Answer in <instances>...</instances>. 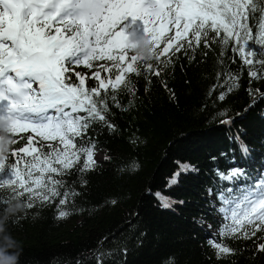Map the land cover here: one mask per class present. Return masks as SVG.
I'll return each mask as SVG.
<instances>
[{"label": "snow or ice", "instance_id": "6c2138e0", "mask_svg": "<svg viewBox=\"0 0 264 264\" xmlns=\"http://www.w3.org/2000/svg\"><path fill=\"white\" fill-rule=\"evenodd\" d=\"M141 38L156 65L135 51ZM210 52L217 79L224 77L219 87L227 85L220 100L240 87V72L231 70L237 56L249 84L264 80V0H0V129L9 138L5 152L0 136V189H9L13 200L25 197L28 209L55 204L57 218L67 217L61 206L80 193L66 177L88 183L83 174L97 163L89 132L117 131L111 107L121 108V87L136 95L130 74L150 83L180 55L192 63L199 54L205 62ZM248 91L254 100L264 98L259 88ZM194 170L179 164L169 186ZM220 176L244 183L220 192L222 239L209 245L221 259L236 253L223 238H255V253H264V175L232 169ZM155 195L162 208L172 207L170 198ZM109 255L98 250L96 264Z\"/></svg>", "mask_w": 264, "mask_h": 264}, {"label": "trees", "instance_id": "16d2710c", "mask_svg": "<svg viewBox=\"0 0 264 264\" xmlns=\"http://www.w3.org/2000/svg\"><path fill=\"white\" fill-rule=\"evenodd\" d=\"M215 55L201 62L197 54L192 63L180 55L150 83L130 74L136 95L121 87V108L111 107L117 131L89 132L102 160L83 174L88 183L76 174L66 177L80 193L61 206L67 217L57 218L55 204L28 209L25 197L13 200L9 189H0L7 201L0 204V249L14 258L8 264H96L98 250L111 254L104 264H264V253L254 251L255 238H223L236 253L221 259L209 245L222 239L220 192L244 183L223 180L220 173L264 175V98L254 100L248 91L264 92V80L249 84L237 56L231 70L240 72V87L220 100L227 85L219 87L224 77L217 79ZM179 164L195 170L169 186ZM156 193L170 198L172 207L162 208Z\"/></svg>", "mask_w": 264, "mask_h": 264}, {"label": "clouds", "instance_id": "9594fccd", "mask_svg": "<svg viewBox=\"0 0 264 264\" xmlns=\"http://www.w3.org/2000/svg\"><path fill=\"white\" fill-rule=\"evenodd\" d=\"M135 51H137L141 56H143V58L145 60H151L152 59V55L149 52V47L144 42V38H141V46L138 49H136ZM0 136L4 137L3 148H4V151L6 152L9 138L7 137L6 133L2 129H0ZM17 207H19V205H17ZM13 259H14L13 257L6 256L3 252V249H0V264H8V262L13 260Z\"/></svg>", "mask_w": 264, "mask_h": 264}, {"label": "rangeland", "instance_id": "374dc122", "mask_svg": "<svg viewBox=\"0 0 264 264\" xmlns=\"http://www.w3.org/2000/svg\"><path fill=\"white\" fill-rule=\"evenodd\" d=\"M94 159L96 160L97 163H100L102 160L101 152H94Z\"/></svg>", "mask_w": 264, "mask_h": 264}]
</instances>
